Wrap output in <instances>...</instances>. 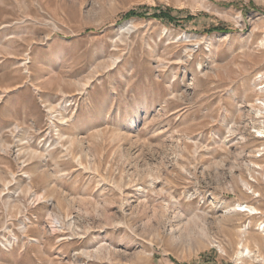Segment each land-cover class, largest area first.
<instances>
[{"label":"rangeland","instance_id":"1","mask_svg":"<svg viewBox=\"0 0 264 264\" xmlns=\"http://www.w3.org/2000/svg\"><path fill=\"white\" fill-rule=\"evenodd\" d=\"M259 74L264 0H0V264H264Z\"/></svg>","mask_w":264,"mask_h":264},{"label":"trees","instance_id":"2","mask_svg":"<svg viewBox=\"0 0 264 264\" xmlns=\"http://www.w3.org/2000/svg\"><path fill=\"white\" fill-rule=\"evenodd\" d=\"M225 5L229 6V4H225ZM171 13H172L171 9L155 8V9H153V13L151 16L153 19H157L160 21L174 22L175 18L172 16ZM140 16H142V15L136 11H129L122 18L123 19H129L132 17H140ZM224 30H226V29L218 26V27L209 28L207 31L208 32H223Z\"/></svg>","mask_w":264,"mask_h":264},{"label":"built area","instance_id":"3","mask_svg":"<svg viewBox=\"0 0 264 264\" xmlns=\"http://www.w3.org/2000/svg\"><path fill=\"white\" fill-rule=\"evenodd\" d=\"M263 76L261 74L257 75L255 80L257 82H262L263 81ZM258 90H260V95H258L255 98V101L253 103L254 107L257 108V114L263 119L262 122V127L264 129V95L262 93L263 89L261 87H258ZM264 133V131H263Z\"/></svg>","mask_w":264,"mask_h":264},{"label":"bare ground","instance_id":"4","mask_svg":"<svg viewBox=\"0 0 264 264\" xmlns=\"http://www.w3.org/2000/svg\"><path fill=\"white\" fill-rule=\"evenodd\" d=\"M251 192V191H250ZM238 207H243V209H241V212H248L250 215H255L257 214V211L253 208V207H249V206H242V205H238ZM264 228V227H263ZM261 229L262 233L264 234V229ZM245 250V249H244ZM248 255V251L246 250V253H244L243 250H240L237 252L236 254V258L239 260L245 256Z\"/></svg>","mask_w":264,"mask_h":264}]
</instances>
